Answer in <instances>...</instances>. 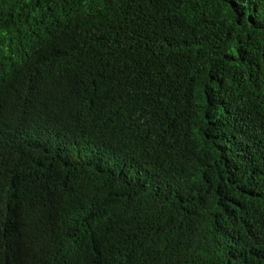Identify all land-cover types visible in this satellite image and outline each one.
Listing matches in <instances>:
<instances>
[{
    "label": "trees",
    "instance_id": "1",
    "mask_svg": "<svg viewBox=\"0 0 264 264\" xmlns=\"http://www.w3.org/2000/svg\"><path fill=\"white\" fill-rule=\"evenodd\" d=\"M0 264H264V0H0Z\"/></svg>",
    "mask_w": 264,
    "mask_h": 264
}]
</instances>
